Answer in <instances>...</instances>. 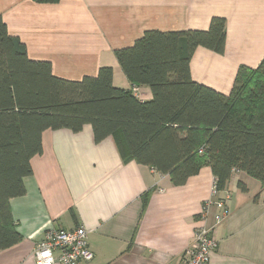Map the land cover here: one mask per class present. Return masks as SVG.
I'll use <instances>...</instances> for the list:
<instances>
[{"label":"crops","instance_id":"obj_1","mask_svg":"<svg viewBox=\"0 0 264 264\" xmlns=\"http://www.w3.org/2000/svg\"><path fill=\"white\" fill-rule=\"evenodd\" d=\"M0 16L29 59L49 62L55 77L70 81L108 66L113 84L129 88L117 49L146 31L207 30L212 17L225 20L224 50L196 47L189 61L193 81L228 94L238 67L256 68L264 57V0H0ZM139 89L144 100L151 98L148 86ZM30 166L24 193L9 199L21 239L0 250V264H35L33 249L47 230L78 225L93 252L80 264H185L213 179L203 166L172 185L167 175L123 161L111 136L95 141L89 124L77 132L44 130ZM227 189L228 217L214 225L216 209L208 213L217 239L208 264H264L261 183L239 172Z\"/></svg>","mask_w":264,"mask_h":264},{"label":"trees","instance_id":"obj_2","mask_svg":"<svg viewBox=\"0 0 264 264\" xmlns=\"http://www.w3.org/2000/svg\"><path fill=\"white\" fill-rule=\"evenodd\" d=\"M224 45L222 17H212L207 30L146 31L115 51L130 83L120 88L108 66L78 81L55 77L49 62L28 58L0 16V250L21 239L9 199L24 193L46 129L77 132L89 124L95 141L111 136L123 161L167 175L175 186L209 166L218 197L243 172L261 183L264 200V57L256 68L238 67L228 94L190 75L196 47L222 53ZM143 85L149 100L132 95V86Z\"/></svg>","mask_w":264,"mask_h":264},{"label":"built area","instance_id":"obj_3","mask_svg":"<svg viewBox=\"0 0 264 264\" xmlns=\"http://www.w3.org/2000/svg\"><path fill=\"white\" fill-rule=\"evenodd\" d=\"M131 89L132 95L142 98L138 87L132 86ZM218 194L215 180L212 179L210 197L203 202L196 217L193 238L186 250L185 264H208L212 251L217 247L212 227L207 225L208 213L214 207L216 212L212 217L213 224L221 223L229 215L226 201L230 196L225 191L221 197ZM33 257L35 264H80L90 261L93 252L88 246L87 230L82 225L72 229H49L36 243Z\"/></svg>","mask_w":264,"mask_h":264}]
</instances>
